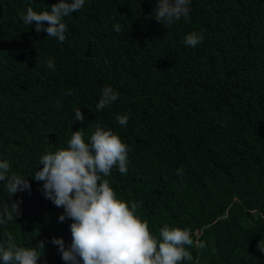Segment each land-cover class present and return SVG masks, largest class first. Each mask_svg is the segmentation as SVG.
<instances>
[{"label": "trees", "instance_id": "obj_1", "mask_svg": "<svg viewBox=\"0 0 264 264\" xmlns=\"http://www.w3.org/2000/svg\"><path fill=\"white\" fill-rule=\"evenodd\" d=\"M58 2L0 0V160L31 183L9 198L22 214L0 226V242L5 230L20 246L43 240L38 264H65L51 240L70 245L72 221L59 222L64 209L30 175L73 131L87 142L99 124L130 149L127 173L108 177L117 196L142 202L153 235L190 229L193 260L182 264H264V0H191L189 16L166 25L149 19L157 0H85L65 18L63 43L20 15ZM194 31L204 40L186 47ZM105 86L119 98L97 112ZM116 115L129 116L126 127Z\"/></svg>", "mask_w": 264, "mask_h": 264}, {"label": "clouds", "instance_id": "obj_2", "mask_svg": "<svg viewBox=\"0 0 264 264\" xmlns=\"http://www.w3.org/2000/svg\"><path fill=\"white\" fill-rule=\"evenodd\" d=\"M84 3L85 0H59L51 5L50 11H35L28 7L26 13L20 15L25 25L35 24L37 33L46 32L47 37L63 43L67 39L65 18L80 11ZM190 5L191 0H157L149 19L171 24L182 17L187 18ZM113 30L120 33L121 26L116 24ZM203 40V31H194L186 35L183 43L194 48ZM45 64L55 71L52 59L46 60ZM65 94L73 93L69 90ZM118 98L117 91L105 86L96 111L109 107ZM74 115L78 121L86 118L80 108ZM115 120L126 127L129 116L116 115ZM129 150L119 134L98 124L87 142L81 130L73 131L67 147L42 155L39 163L43 167L30 175L35 181L43 182L41 192L45 199L64 209L59 222L72 221L70 245L66 246L63 238L51 240V244L58 246L65 264H182L193 260L188 251L194 244L190 229L165 224L159 230V236L153 235L149 221L138 214L142 202L119 198L111 186L108 177L113 168H118L121 174L127 173ZM182 174L183 169H177V175L182 178ZM26 177L12 173L8 160H0V182H6L8 193V202L0 204V226L5 229L22 214V200L9 202V198L17 192L31 191V183ZM3 237L5 239L0 242L2 264H38L45 254L46 242L43 240L27 247L20 246L10 231L5 230ZM196 246L203 249L205 244ZM257 248L264 253V238ZM212 251L215 252L214 247Z\"/></svg>", "mask_w": 264, "mask_h": 264}]
</instances>
